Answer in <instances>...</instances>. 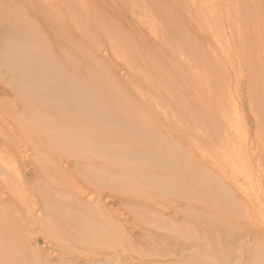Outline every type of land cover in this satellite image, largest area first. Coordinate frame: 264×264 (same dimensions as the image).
I'll return each mask as SVG.
<instances>
[{
  "label": "bare ground",
  "instance_id": "obj_1",
  "mask_svg": "<svg viewBox=\"0 0 264 264\" xmlns=\"http://www.w3.org/2000/svg\"><path fill=\"white\" fill-rule=\"evenodd\" d=\"M105 1H18L22 15L2 23L20 43L12 67L39 99L30 115L52 127L64 156L38 150L33 171L47 181L31 185L27 155L19 167L0 143V175L13 173L5 188L15 194L0 187V264H264V0ZM115 8L124 15L113 18ZM100 38L109 55L96 52ZM206 197L222 207L211 215L221 218L211 226L226 223L219 231L206 230L210 213L185 208ZM34 226L44 239L62 228L58 243L39 247ZM99 239L114 251L98 250ZM123 243L142 246L137 261Z\"/></svg>",
  "mask_w": 264,
  "mask_h": 264
},
{
  "label": "rangeland",
  "instance_id": "obj_2",
  "mask_svg": "<svg viewBox=\"0 0 264 264\" xmlns=\"http://www.w3.org/2000/svg\"><path fill=\"white\" fill-rule=\"evenodd\" d=\"M19 1V5H21V6H25L26 4L24 3L25 2V0H17V1H15V0H0V143L2 142V141H4L6 144H7V146L9 147V148H11V149H14L15 151H16V153L18 154V157H16V161L19 163H17L18 165H19V167H20V157L22 156V158L24 157V155H27V156H25V158H23V159H25V163H23L24 165H26V166H24L23 164H21V171H23L22 169H23V167L24 168H26V170L25 171H28V173H30L28 176H27V179L29 180V182L28 183H31V185L33 184V182H35V183H38V182H42V184H44L43 182H44V180L45 181H47L46 180V178L43 176V180L42 179H39V178H37L36 177V173H34V171L33 170H35V164L34 163H37L38 165H39V163L41 162V161H43V160H41V155L42 154H40V152H38V150H40L41 151V149L45 152V151H48L49 150V147H51L50 149H52V151L54 152L55 150H53V148H52V144H53V141H54V139H56V136L52 133V131H48V130H51L50 128H52V127H47V131L45 132V131H42V129H41V127H40V125H39V123L37 122V123H34V121L35 120H33V119H36V117H33V116H31L30 115V112L29 111H32L34 108H36V107H34V106H32V104L33 105H39L40 103L38 102L39 101V99L38 100H35V98H34V94L32 93L33 92V90H32V87L33 86H29L30 84H28L29 82H25V81H28V78L26 77V79H25V81L23 80V81H21V80H19V77H20V74L18 73V74H16L18 71H16V69L15 68H13L12 67V64H13V66L15 67V64H16V62L15 61H12L13 60V54L14 53H18V52H20L19 51V49H17L16 47V44H19L20 45V43H19V41L16 39V35L15 34H10L6 29H4L3 28V30H2V23L3 24H5V23H7L8 22V20H10L11 19V21H12V19L13 18H17V17H19L18 15H22V9L20 8V6H18V5H16V2H18ZM103 0H100V3L101 4H103V2H102ZM30 2H31V0H30ZM107 2H109V3H114V1L113 0H106L105 1V3L104 4H106ZM24 3V4H23ZM118 4H120V3H118ZM117 5V4H116ZM115 5V6H116ZM114 6V7H115ZM109 8H113V7H111V6H108ZM117 10V11H116ZM110 11V10H109ZM124 11L125 10H122V9H120V11L118 10V9H114V11H112V13H110V15L113 17V18H115V19H118V18H120V17H122L124 14ZM11 21H9V24L11 23ZM14 21V20H13ZM8 24V23H7ZM127 24H128V22H125L123 25L125 26V27H127ZM6 25V24H5ZM24 25V24H23ZM22 24H21V26H23ZM29 25H30V23H29ZM43 27H44V25H43ZM46 28V27H45ZM40 34V33H39ZM60 35H62V34H60ZM60 35L58 34L57 35V37H60ZM36 37V39H39L40 37L37 35V36H35ZM32 39L34 38V36L33 37H31ZM260 38V37H259ZM36 39H33L32 41H30L29 43H31V42H34V40H36ZM44 39H45V37H44ZM44 39L41 41V42H43L44 41ZM257 39V38H256ZM17 40V41H16ZM102 40H104V41H102ZM54 41V40H53ZM94 42H96V41H94ZM107 42V43H106ZM108 40L106 39L105 40V38H100V42H98V45H103L102 46V48H100L101 50L100 51H96L97 53H102V51H104V52H108L107 53V55H109L111 52L110 51H108L107 49H105L107 46H109L108 45ZM12 45H11V44ZM15 43V44H14ZM6 45H7V47H6ZM9 46V47H8ZM10 46H12V48L10 47ZM14 46V47H13ZM106 46V47H105ZM14 48H16V49H14ZM32 47L30 46L28 49H31ZM6 49V50H5ZM9 50V52L10 53H12V54H10L9 52H7ZM16 51H18V52H16ZM14 52V53H13ZM29 52H30V50H29ZM53 52V51H52ZM51 52V54H54V55H56V56H58V50L57 49H55V51L52 53ZM6 53H8V54H6ZM57 53V54H56ZM14 56H15V54H14ZM10 57V58H9ZM58 57H60V56H58ZM10 64V65H9ZM28 67V66H27ZM52 71H53V73L54 72H58L59 71V67H58V63L57 64H55V63H52ZM26 68V67H25ZM15 69V70H14ZM118 69L119 70H122V71H124V69H123V67H122V64H120L119 66H118ZM86 71V70H85ZM55 74V73H54ZM60 74H62V73H60ZM59 73H56L55 75H56V80H57V83L58 84H63V82L61 81H59V79H61V78H63V75H60ZM86 79H87V77H86ZM181 81H183L182 79H180ZM80 81V80H79ZM78 81V82H79ZM27 83V84H25V83ZM11 83H13V84H15V83H23V84H25V85H23V84H21L20 86H22L23 85V87H25V89H19V91H21L20 93H21V97H22V100H20L21 99V97H20V99H19V94H18V99H16L17 98V92H18V88H16V86L17 85H12ZM242 83H246V80H244V82H242ZM66 84V83H65ZM74 84H76V85H74ZM73 85H71L72 87H74V89H77L78 90V88H82V84L80 85V83H78V85H77V83H74ZM178 84H180V85H184V86H186V85H189V83H178ZM12 85V86H11ZM70 85V84H69ZM19 86V85H18ZM17 86V87H18ZM20 86H19V88H20ZM27 86H29V87H27ZM77 86V87H76ZM3 87V88H2ZM6 87V88H5ZM27 87V88H26ZM76 87V88H75ZM5 88V89H4ZM3 89V90H2ZM17 89V90H16ZM27 89V90H26ZM13 90H15V91H13ZM23 90H26L25 91V97L27 98V102L24 100V99H26L25 97H24V95H23V93H24V91ZM2 91V92H1ZM32 91V92H31ZM66 91H68V87H67V84H66ZM23 95V96H22ZM24 97V98H23ZM29 97H31V98H29ZM32 97H33V99H32ZM30 100V102H28L29 100ZM15 101V103H14V101ZM18 101V102H17ZM31 101H33V102H31ZM29 103H31V104H29ZM28 104V105H27ZM12 107V108H11ZM25 107V108H24ZM32 108V109H31ZM62 109V110H61ZM63 110H65V108H63V107H61L59 110L56 108L55 109V111H54V114H55V116H56V119L55 120H57L58 122H61V121H63L64 119H63V117H64V114L66 113V111L67 110H65V111H63ZM24 111H25V113L26 114H28L27 116H29V118L27 117V116H25L26 114L24 113ZM2 112V113H1ZM68 112V111H67ZM70 112H72L73 113V111L71 110ZM72 113H69L68 114V116H70ZM7 114V115H6ZM2 115V116H1ZM11 115V116H10ZM13 116V117H12ZM4 118V120L2 119V118ZM10 117V118H9ZM12 117V118H11ZM30 118H31V120H33V121H31L30 122ZM65 118H66V121L67 122H70V123H68V124H71L72 122L73 123H75V119L73 118V119H70L69 117H66L65 116ZM16 119V120H15ZM68 119V120H67ZM72 120V121H71ZM74 120V121H73ZM4 121H6V123H4ZM18 123H17V122ZM85 121V120H84ZM8 122V123H7ZM30 122V123H29ZM141 122H143L142 120L138 123V124H140V125H142V123ZM29 123V124H28ZM34 124V125H33ZM61 124V123H60ZM26 125H29V126H27L26 127ZM33 126V127H32ZM2 127H4V128H2ZM31 127V128H30ZM20 129V130H19ZM30 129V130H29ZM36 130V131H35ZM39 130V131H38ZM22 131V132H21ZM38 132V133H37ZM28 133H30V134H28ZM131 133H132V131H131ZM39 134V135H38ZM19 135V136H18ZM31 135V136H30ZM51 135V137H49ZM42 138V139H41ZM51 138V139H50ZM30 139V140H29ZM47 139V140H46ZM53 139V140H52ZM48 140H50V141H48ZM34 141V142H33ZM13 142V143H12ZM36 142V143H35ZM41 144V145H40ZM109 144V143H108ZM165 144H167V145H169V142H165ZM11 145V146H10ZM43 145V147L41 148V146ZM110 145V144H109ZM47 146H49V147H47ZM20 147V148H19ZM149 147H151L150 145H148V148ZM26 150H25V149ZM33 148V149H32ZM139 148V147H138ZM18 149H20V150H24V153H20V152H17V150ZM36 149V150H35ZM61 149H63L62 147L60 148V150ZM147 150V149H146ZM181 150V151H180ZM178 149V151L177 152H175V155H174V158L175 159H181L182 158V160H184L185 158V156H183L182 154H183V152L185 153V151L183 150V148H181V149ZM179 151H180V153H182V154H180L179 153ZM55 152H57V153H60V154H62L63 156H64V150L63 151H55ZM55 152H54V154H55ZM68 152V151H67ZM45 155V154H44ZM20 156V157H19ZM36 157H38V158H36ZM39 157H41L40 158V160H39ZM117 157V156H116ZM177 157H179V158H177ZM36 159H38V160H36ZM66 160H68V157L66 156ZM181 160V161H182ZM45 161V160H44ZM180 162V161H179ZM192 162H193V160H192ZM195 162V161H194ZM33 164H34V166H33ZM36 164V165H37ZM17 165V166H18ZM23 165V166H22ZM193 166V163H191V161L190 162H188V164H187V166ZM73 168H75L74 166H72ZM32 169V170H31ZM72 169V168H71ZM38 170H39V168H38ZM12 175H13V173H9V177H8V180H6V176H5V172H4V175H0V177H5L4 178V181H5V183H3L2 181L0 182V187L1 186H3V188H4V191L6 192L5 193V195L6 196H14L15 194H12L8 189H6L5 187L7 186V185H10V183L13 181L12 179H11V177H12ZM34 175V176H33ZM11 176V177H10ZM15 176V175H14ZM16 177H17V179H18V176L16 175ZM31 177V178H30ZM36 177V178H35ZM13 179H15V178H13ZM37 179V180H36ZM9 180H12V181H10V182H8ZM32 180V181H31ZM8 183H7V182ZM36 185V187L35 188H31L32 189V192H34V193H32V194H35V198L36 199H38V200H41L40 198H39V194H40V191H42V190H40V189H38V188H40L39 187V185L38 184H35ZM90 187V186H89ZM92 187H90L89 189L90 190H93V188L91 189ZM95 191H96V189H94ZM1 191V194L3 193V191L2 190H0ZM37 191H38V193H37ZM108 193V190H104V193L105 194H107ZM3 195V194H2ZM107 198H109V200H113V199H115L114 197H112V196H108ZM112 198V199H111ZM185 198V197H184ZM117 200V199H116ZM184 201H186V203H189V200L188 199H183ZM218 200V199H217ZM217 200H215V201H217ZM225 201H227V200H225ZM199 203V206H198V204L196 203V205H195V208L193 209L190 205L189 206H187V207H185V208H187L188 210L190 209V210H192V212L194 213V215H198V214H201L202 215V213H204L205 211H206V214L204 213V215H202V216H206L207 214H209L210 216H207V218L206 219H208V224H206L205 226L207 227L206 228V230H208V229H214V230H217V231H219L222 227H224L225 225H226V223L224 222V224H223V221H221V223H219V224H217L216 225V227L215 226H211V224L217 219V220H219V219H221V218H219V217H213V219H211V215L212 216H214V214H212L213 212H215L214 210H217V211H219V208H222L221 206H219V205H216V206H218V207H216L215 205H211V202L212 201H208V198L206 197V198H203V200L201 199L200 201H198ZM207 202V203H206ZM42 202H40V203H38V206H42V204H41ZM192 203H194V201L192 202ZM205 203V204H204ZM40 204V205H39ZM209 204V205H208ZM212 208V209H211ZM199 209V211L201 212H197V210ZM214 209V210H213ZM41 210V212H45L43 209H42V207H41V209H39V211ZM43 210V211H42ZM197 212H195V211ZM213 210V211H212ZM216 211V212H217ZM40 212V213H41ZM221 212L223 213V212H225V214L227 215L228 214V216H229V213H227V210L225 209V211H223V210H221ZM201 215H200V217H201ZM11 217V216H10ZM14 220V219H13ZM210 220V221H209ZM226 221H228V220H226ZM222 224V225H221ZM262 224V223H261ZM208 225V226H207ZM55 225L53 224L52 225V227H54ZM34 235L33 236H35L36 237V240H37V242H38V246L39 247H43V246H45V244H46V242L45 241H47V240H50L49 242H50V244H48V245H52V242H53V245L54 244H56V243H58L57 242V240H55L54 238L56 237V236H54V234H55V232H54V234L52 235V232L54 231V230H57L56 232H61V230L60 229H62V228H60V227H58L57 229L56 228H51V233H50V236H48L46 239H44V234L42 235V234H40L39 233V230H36L37 228H36V226H34ZM53 229V230H52ZM63 230V229H62ZM216 231V232H217ZM48 234V233H47ZM60 234V233H59ZM60 235H62V233L60 234ZM32 236V237H33ZM37 237H38V239H37ZM73 240V239H72ZM97 241H99L98 243L99 244H97V248H98V250H104V251H111V252H113L114 250H112V248H109V247H111L110 246V244H108L109 243V241L107 240V242H106V240H104V239H99V240H97ZM113 242H114V240H112ZM101 242V243H100ZM104 242V243H103ZM107 243V244H106ZM36 244V243H35ZM102 244V245H101ZM124 244V248L122 249L121 248V251H120V253L122 254V255H124V253L125 254H127V253H131L132 254V252H133V254H132V256H133V258H131L132 259V261H137V253H136V249L137 248H139V247H142V246H138V247H135V248H132V247H130L131 245H128V247H127V245L125 244V243H123ZM122 244V245H123ZM58 245V244H57ZM101 245V246H100ZM104 245V246H103ZM125 245H126V247H125ZM141 245H143V244H141ZM118 245H114V247H117ZM56 247V246H55ZM113 247V246H112ZM114 247H113V249H114ZM118 247H120V246H118ZM144 247V246H143ZM170 247H172L173 249H176L177 247H178V244H175L174 242H173V244H171L170 245ZM57 248H58V246H57ZM109 248V249H108ZM79 249L81 250V248L79 247ZM79 250V251H80ZM58 253V252H57ZM121 256V255H120ZM158 264V263H157ZM168 264H170V263H168Z\"/></svg>",
  "mask_w": 264,
  "mask_h": 264
}]
</instances>
